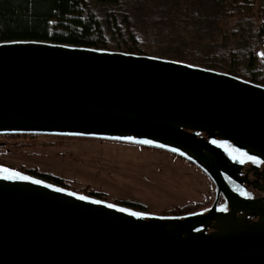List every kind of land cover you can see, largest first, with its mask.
<instances>
[{"label": "water", "instance_id": "obj_1", "mask_svg": "<svg viewBox=\"0 0 264 264\" xmlns=\"http://www.w3.org/2000/svg\"><path fill=\"white\" fill-rule=\"evenodd\" d=\"M6 131L148 140L203 168L217 196L206 211L143 216L0 175V264H264V166L242 175V160L213 143L264 164L263 85L145 54L0 42ZM225 175L262 195L242 196Z\"/></svg>", "mask_w": 264, "mask_h": 264}, {"label": "rangeland", "instance_id": "obj_2", "mask_svg": "<svg viewBox=\"0 0 264 264\" xmlns=\"http://www.w3.org/2000/svg\"><path fill=\"white\" fill-rule=\"evenodd\" d=\"M178 2L188 22L177 41L181 44L147 41L144 46L150 52L146 55L229 73V61L213 57L208 67L179 56L182 45L202 52L225 46L237 52L231 56L239 66L250 65L264 74V58L260 55L264 44L255 34L262 17L259 0L250 11L229 0ZM134 8L140 11L142 5L136 3ZM197 9L195 16L192 11ZM143 141L147 140L71 133L0 135V175L12 176L15 172L143 216H184L185 212H201L212 206L217 187L203 168L177 151ZM229 145L226 147L241 157V151ZM39 173L59 176L66 184L46 181ZM247 194L259 193L251 187ZM220 200L224 201L223 197ZM188 205L194 207L185 209Z\"/></svg>", "mask_w": 264, "mask_h": 264}, {"label": "trees", "instance_id": "obj_3", "mask_svg": "<svg viewBox=\"0 0 264 264\" xmlns=\"http://www.w3.org/2000/svg\"><path fill=\"white\" fill-rule=\"evenodd\" d=\"M229 1L250 11L258 0ZM259 1L262 17L255 34L264 44V0ZM136 3L142 5L140 11L134 8ZM192 14L198 16V9ZM187 25L178 0H0V42L34 40L100 50L115 47L118 51L146 55L150 52L144 46L147 41L181 44L177 41L183 37ZM179 50V56L193 64L211 67L208 61L213 57L229 61L230 74L264 86L263 72L250 65L239 66L231 56L237 52L231 47L222 46L202 52L182 45ZM19 134L46 132H0V135ZM39 177L57 185L66 184L62 178L52 174L39 173ZM192 207L188 205L185 209ZM192 213L195 212L183 215Z\"/></svg>", "mask_w": 264, "mask_h": 264}, {"label": "flooded vegetation", "instance_id": "obj_4", "mask_svg": "<svg viewBox=\"0 0 264 264\" xmlns=\"http://www.w3.org/2000/svg\"><path fill=\"white\" fill-rule=\"evenodd\" d=\"M216 142H219V141H217L216 140ZM222 143V142H221ZM226 144L227 143H223L222 145L226 148V149H228L227 147H226ZM230 146V145H229ZM229 151H230V153L234 156V157H238V158H240L241 160H242V162L245 164V166L243 167V169H242V175H245L246 174V169L251 165V164H257V165H259L261 168L264 166V164H263V162H261L260 160H258L257 158H256V161L254 162L253 160H251V159H249V157H251V156H249V155H247L246 153H244V152H241L240 154H241V157H239V156H237L236 154H233L232 153V151L230 150V149H228ZM246 154V155H245ZM190 160V159H189ZM190 161H192V160H190ZM193 162V161H192ZM248 178L249 179H253L254 178V175H253V173H252V171H250V172H248ZM225 179L227 180V182L230 184V186L235 190V191H237L239 194H241L242 196H246V197H258V196H261L262 195V192H260V191H258V193L259 194H256V195H253V196H250V195H248L247 193H249L250 192V189H251V187L252 186H247L246 184H239V183H237L236 181H234L233 179H231L229 176H227V175H225ZM215 183V182H214ZM237 188H241V189H243L246 193H242V192H240ZM253 188V187H252ZM216 196H217V194H216ZM221 197H223V199H224V201H221L220 199H221ZM216 199V198H215ZM217 209L218 210H221V211H227L228 210V205H227V202H226V200H225V197L221 194L220 196H219V199H218V204H217ZM208 210V209H207ZM206 211V210H205Z\"/></svg>", "mask_w": 264, "mask_h": 264}, {"label": "snow or ice", "instance_id": "obj_5", "mask_svg": "<svg viewBox=\"0 0 264 264\" xmlns=\"http://www.w3.org/2000/svg\"><path fill=\"white\" fill-rule=\"evenodd\" d=\"M262 58H264V53L260 54ZM144 143H151V141H143ZM213 143H216V141H213ZM246 155V154H245ZM249 159L253 160L254 162L256 161V157H249ZM5 172L10 171V169L3 168L2 169ZM13 175H19L18 173L13 172ZM10 178V177H9ZM25 179H28V177H24ZM36 183H40V181H36ZM62 191V189H60ZM81 199H86V197H80ZM96 203H100L99 201H96ZM109 207H113V205H109ZM135 215V213H133Z\"/></svg>", "mask_w": 264, "mask_h": 264}]
</instances>
